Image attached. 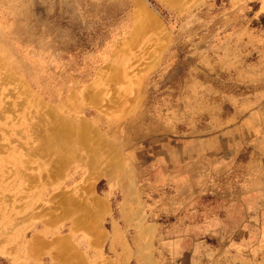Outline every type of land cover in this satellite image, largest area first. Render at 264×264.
I'll list each match as a JSON object with an SVG mask.
<instances>
[{
    "label": "rangeland",
    "instance_id": "obj_1",
    "mask_svg": "<svg viewBox=\"0 0 264 264\" xmlns=\"http://www.w3.org/2000/svg\"><path fill=\"white\" fill-rule=\"evenodd\" d=\"M30 96L116 168L47 176ZM77 188L104 202L78 228L55 209ZM64 256L264 264V0H0V264Z\"/></svg>",
    "mask_w": 264,
    "mask_h": 264
},
{
    "label": "bare ground",
    "instance_id": "obj_2",
    "mask_svg": "<svg viewBox=\"0 0 264 264\" xmlns=\"http://www.w3.org/2000/svg\"><path fill=\"white\" fill-rule=\"evenodd\" d=\"M146 12L147 14L149 13L148 15H150V12L145 11V13ZM149 17L152 18V16ZM140 21L141 20H138L137 22L140 23ZM140 27L141 25L137 23L136 31H138ZM137 33L134 34L137 35ZM30 98L32 104L35 107L38 106L47 115V118H37L36 123L40 124L36 125L35 123L33 126L34 146L31 148L33 149L31 150L32 154H38L40 157L48 160V166L50 167L48 168V171L46 170V173L48 174L47 176L50 175L54 177L57 175L61 167L72 158L78 159V161H80L82 165H84L89 171L97 168V170L107 172L108 174L110 169L114 170V167L116 168V163L114 160L109 159L110 154H105L109 152V148L106 149L100 144L97 135L93 134L94 129L91 128L88 122L83 119H76L74 117V119H67L64 116H60L58 114L61 110H59L57 113V111L55 112L53 110L55 107L47 105L36 96H30ZM26 163L27 162L25 161L24 164ZM99 164L105 165L98 169L100 166ZM73 192L75 193L74 196L78 198L76 199L77 201L69 198V196L61 194L59 198H62V200H58L56 202L55 209H57V212L60 213L58 217H69L72 221V224L78 228L79 226H84L85 223H90L93 221L92 216L94 213L91 211L92 207L97 208L100 205L103 206L104 202L98 198H92L85 204L81 202L82 192L79 191L78 188L74 189ZM93 224L96 226V221ZM40 240V237L34 234L30 237L27 245L28 247L34 246L35 244L40 246ZM65 241L66 240L63 238L55 240V247H59ZM67 247L70 248L69 246ZM61 254L64 255L65 252ZM66 255L67 254H65V256ZM65 256V260H63L62 264H66L64 263L67 261ZM75 258V256L71 257L68 260V262H70L69 264H79V262L76 260L77 258Z\"/></svg>",
    "mask_w": 264,
    "mask_h": 264
}]
</instances>
